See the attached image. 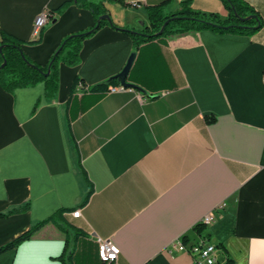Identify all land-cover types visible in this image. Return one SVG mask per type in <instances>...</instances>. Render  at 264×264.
<instances>
[{
  "label": "crops",
  "instance_id": "crops-1",
  "mask_svg": "<svg viewBox=\"0 0 264 264\" xmlns=\"http://www.w3.org/2000/svg\"><path fill=\"white\" fill-rule=\"evenodd\" d=\"M163 1L171 12L182 0L102 4L118 27L139 30ZM244 1L262 18L251 35L200 29L135 47L104 23L82 41L77 64L60 62L53 96L43 81L0 85V246L64 209L0 252V264H62L66 235L74 264H109L96 238L119 248L117 264H195L168 251L178 239L214 244V264H264V0ZM190 5L223 11L221 0ZM43 11L49 20L34 36ZM95 23L76 0H0V32L39 64ZM131 52L133 86L71 92L75 76L89 87L108 81ZM207 213L213 220L197 233Z\"/></svg>",
  "mask_w": 264,
  "mask_h": 264
},
{
  "label": "trees",
  "instance_id": "trees-1",
  "mask_svg": "<svg viewBox=\"0 0 264 264\" xmlns=\"http://www.w3.org/2000/svg\"><path fill=\"white\" fill-rule=\"evenodd\" d=\"M80 4L88 7L96 17V23L88 29L69 33L59 43L58 47L50 55L45 64H39L30 59L23 51L22 40L8 34L1 33L0 40V85L8 90L19 86H31L37 82L45 83L46 94L51 97L58 87V67L60 62L67 65H75L79 62V50L82 41L94 33L102 24L108 23L112 27L119 28L130 34L133 44L138 47L141 43L151 39L161 38L171 33H182L191 30L209 29L216 32H229L244 35H251L262 27V18L253 6L244 0H221L223 11H203L191 7V0H182L179 7L171 12H164L163 1L157 5L148 7V24L141 29H131L118 27L110 18L98 20L101 15L108 14V11L102 4V1L96 0H76ZM65 2L55 11L65 6ZM168 22L163 28L161 34H157L163 23ZM4 62V65L1 64ZM82 81L79 76H75L71 85V92L76 89L77 82ZM117 79L111 77L108 81L98 83L92 86H83L84 91H103L110 84L117 83ZM85 89V88H84ZM91 192V191H90ZM86 199L89 197V194ZM64 209L58 210L55 214L36 223L30 229L21 233L14 239L0 246V252L16 247L21 241L29 239L33 232L49 221L58 222ZM204 224L199 223L195 228L197 233H201ZM63 230L64 227H60ZM62 264L73 263V247L69 246V239L66 235L64 248L58 256ZM228 264V263H226Z\"/></svg>",
  "mask_w": 264,
  "mask_h": 264
},
{
  "label": "built area",
  "instance_id": "built-area-1",
  "mask_svg": "<svg viewBox=\"0 0 264 264\" xmlns=\"http://www.w3.org/2000/svg\"><path fill=\"white\" fill-rule=\"evenodd\" d=\"M49 16L50 15L48 11H43L36 17L33 27L34 36H38L40 34L42 28L48 22ZM76 89L79 91L87 90L81 81L77 82ZM124 90H126V87L122 84H117L115 86L109 85L107 87L108 92H118ZM221 206H223V203ZM80 212V209L76 208L71 212V216L79 217ZM212 220L213 215L211 213H207L200 219V223L207 225L210 224ZM96 243L99 260L103 263L117 264L119 248L115 244L105 239L96 238ZM173 250L187 251L192 256L195 264H214L216 261V246L207 241L199 240L187 243L182 239H178L170 243L168 247V251L170 253H172Z\"/></svg>",
  "mask_w": 264,
  "mask_h": 264
},
{
  "label": "water",
  "instance_id": "water-1",
  "mask_svg": "<svg viewBox=\"0 0 264 264\" xmlns=\"http://www.w3.org/2000/svg\"><path fill=\"white\" fill-rule=\"evenodd\" d=\"M108 18H110V15L104 14V15H101L98 20L108 19ZM167 22H168V19L163 23V25L161 26V28L159 29L157 34H161L163 32V28ZM134 56H135V52H131V54L129 55L127 62L124 65V67L122 68V70L118 74L113 76L114 78H116L119 81L120 84H122L125 87L126 86H133V85L126 82V76H127L128 71H129V68L132 64ZM3 65H4V62L1 64V66H3Z\"/></svg>",
  "mask_w": 264,
  "mask_h": 264
},
{
  "label": "rangeland",
  "instance_id": "rangeland-1",
  "mask_svg": "<svg viewBox=\"0 0 264 264\" xmlns=\"http://www.w3.org/2000/svg\"><path fill=\"white\" fill-rule=\"evenodd\" d=\"M142 21H139V24L141 23ZM147 24V23H146Z\"/></svg>",
  "mask_w": 264,
  "mask_h": 264
}]
</instances>
